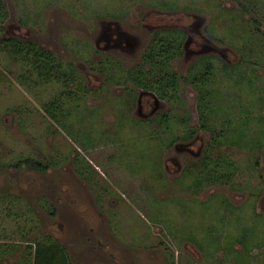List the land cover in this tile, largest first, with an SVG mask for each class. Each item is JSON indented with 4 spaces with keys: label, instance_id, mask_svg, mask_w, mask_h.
<instances>
[{
    "label": "rangeland",
    "instance_id": "1",
    "mask_svg": "<svg viewBox=\"0 0 264 264\" xmlns=\"http://www.w3.org/2000/svg\"><path fill=\"white\" fill-rule=\"evenodd\" d=\"M0 7V40L38 43L77 76H38L30 54L0 44V264L22 261L30 227L63 243L73 264H264V0ZM164 29L183 31L172 65L191 71L171 99L128 76ZM26 157L51 166H15ZM206 157L227 181L206 174Z\"/></svg>",
    "mask_w": 264,
    "mask_h": 264
},
{
    "label": "trees",
    "instance_id": "2",
    "mask_svg": "<svg viewBox=\"0 0 264 264\" xmlns=\"http://www.w3.org/2000/svg\"><path fill=\"white\" fill-rule=\"evenodd\" d=\"M1 8L2 7H0V24L5 19ZM1 29H3V27ZM182 34L183 31L180 29H164L162 31H157L154 34L151 44L146 47L143 53V61L135 67L134 72L128 74L130 78L129 80H132L144 91L157 94L159 97L164 99H171V91H177L179 87V79L182 77V79L186 80L191 73L189 70V72L186 74H180L174 69V66L172 65V61L181 57L183 54ZM3 43L12 45L16 53L22 54L25 57H28V54H30L32 58L30 63L33 65L38 76H45L48 79V74L51 76L53 74L52 71L57 70V73L60 72V74H65L67 76L66 80H77V76L72 75V69H69V71L67 70L68 72H64L61 63H56L54 54L38 46L37 44L33 42H24L23 40L14 37L1 39L0 44ZM202 60L204 61V64L207 65V71L205 74L209 76L212 70V66L209 62L210 59H208V57H203ZM101 67H103V64ZM145 68H148V70ZM199 81L200 79L195 77L194 83H196V88L200 93V103L198 106L201 112L200 115L203 126L214 133V128L208 122L209 118L207 115V110H209V108L207 107V104L203 102L204 93L201 87H199ZM66 88L68 87L66 86ZM69 94L71 95L72 91L68 92V95ZM49 106L50 107L48 109H50V112L52 111V115L56 116L55 113H53V110L57 109L56 103L52 102ZM58 121L60 120L58 119ZM213 137L214 142L216 143L223 141L219 135H213ZM212 162L217 166L220 165L218 160L211 158L208 159V157H206L203 161V168L205 167L206 174H214L215 181H227L231 176V173L221 171L222 169L220 166L219 169L213 170V168H210V170L207 171L210 163ZM27 163L34 168L44 170H47L51 166V162L45 164L42 161L33 158L27 159ZM85 168L86 167L82 169L86 170ZM78 169L80 168L78 167ZM82 169L79 171L83 172ZM200 179H196L195 183L198 185L201 184L203 180ZM50 212L55 214L56 211L53 208ZM35 229H37V227H30V229L24 235V238L31 242L27 243L30 249L26 250L25 256L21 258L22 261H19L17 264H73L68 250L63 243L52 237L49 233L45 234L43 238H40L41 240L37 238V236L33 237L31 233H33Z\"/></svg>",
    "mask_w": 264,
    "mask_h": 264
},
{
    "label": "flooded vegetation",
    "instance_id": "3",
    "mask_svg": "<svg viewBox=\"0 0 264 264\" xmlns=\"http://www.w3.org/2000/svg\"><path fill=\"white\" fill-rule=\"evenodd\" d=\"M18 38V39H20V40H23L24 42H32V41H29L28 39H25V38H22V37H18V36H11V37H8V38ZM33 43H35V42H33ZM35 44H37L38 46H40L38 43H35ZM41 47V46H40ZM43 48V47H42ZM45 49V48H44ZM47 51H49V50H47ZM50 52H52V51H50ZM53 53V52H52ZM54 54V53H53ZM139 87V86H138ZM139 88H141V87H139ZM141 90H143L142 88H141ZM144 91V90H143ZM144 92H148V91H144ZM151 93V92H150ZM29 158H32V157H26V158H24V159H22V160H20L19 162H18V164H16L15 166L16 167H23V166H26V167H32L31 165H29L28 163H27V159H29ZM33 159H35V158H33ZM36 160H39V159H36ZM41 161V160H40ZM15 167V168H16ZM32 168H34V167H32ZM38 169V168H37ZM44 204V203H43ZM52 209H53V207H52ZM54 209H55V214H52L51 212V215L52 216H55L56 215V213H57V209L54 207Z\"/></svg>",
    "mask_w": 264,
    "mask_h": 264
}]
</instances>
